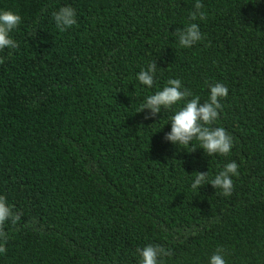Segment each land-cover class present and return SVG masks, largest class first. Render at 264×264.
<instances>
[{"label":"trees","instance_id":"16d2710c","mask_svg":"<svg viewBox=\"0 0 264 264\" xmlns=\"http://www.w3.org/2000/svg\"><path fill=\"white\" fill-rule=\"evenodd\" d=\"M0 0L18 11L16 49L0 52V264H264V0ZM76 10L61 31L53 13ZM197 23L204 39L176 36ZM157 63L151 88L136 73ZM179 78L201 102L221 82L227 156L165 139L179 106L146 119V96ZM186 99H191L187 97ZM194 149V150H193ZM238 164L225 196L211 179ZM196 171L209 177L193 189Z\"/></svg>","mask_w":264,"mask_h":264},{"label":"clouds","instance_id":"9594fccd","mask_svg":"<svg viewBox=\"0 0 264 264\" xmlns=\"http://www.w3.org/2000/svg\"><path fill=\"white\" fill-rule=\"evenodd\" d=\"M200 0L195 4V12L191 13L193 19L199 16L204 19L205 13ZM56 26L61 31L76 25V10L71 6L61 7L53 13ZM22 23V16L18 11L11 9H0V52L4 49H16L18 42L14 39L13 33ZM179 44L183 47H192L198 41L204 39V35L197 23H190L182 30L176 31ZM4 57L0 56V63L4 62ZM157 75V63L150 62L136 73V79L143 85L151 88ZM210 91L208 98L201 102L198 95L186 88L179 78H170L166 84L145 97L139 111L148 109L146 119L161 113L162 109H171L173 106L181 105L170 118L171 128L165 134V139L177 146H188L193 140L197 141L207 155L220 154L227 156L233 147V136L222 126L218 125V117L222 105L220 99L228 95V87L216 82L208 85ZM191 97V99H186ZM194 150V149H193ZM192 181L193 189L203 185L209 180L206 171H196ZM238 164L235 161L228 162L211 179L210 183L214 188H220L223 195L228 196L233 191V176H237ZM19 217L13 212L5 195H0V229L6 222L15 223ZM0 237L4 233L0 231ZM6 239V237H4ZM5 252L4 242L0 240V254ZM140 264H161V257L167 255L165 249L160 245L146 244L143 248H138ZM208 264H227L223 250L218 249L208 257Z\"/></svg>","mask_w":264,"mask_h":264}]
</instances>
